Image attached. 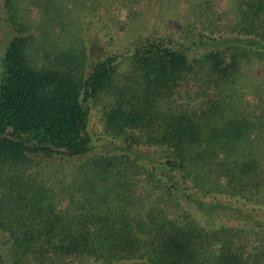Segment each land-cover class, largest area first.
I'll return each mask as SVG.
<instances>
[{"label": "trees", "instance_id": "trees-1", "mask_svg": "<svg viewBox=\"0 0 264 264\" xmlns=\"http://www.w3.org/2000/svg\"><path fill=\"white\" fill-rule=\"evenodd\" d=\"M176 1L0 0V264H264V0Z\"/></svg>", "mask_w": 264, "mask_h": 264}, {"label": "rangeland", "instance_id": "rangeland-1", "mask_svg": "<svg viewBox=\"0 0 264 264\" xmlns=\"http://www.w3.org/2000/svg\"><path fill=\"white\" fill-rule=\"evenodd\" d=\"M171 1L173 4L174 0H170V2ZM176 2H177V5L175 7H172V9L170 10V13H168L166 15V19H167V21H169L168 22L169 25L176 22L172 26H177L179 24L181 25V24L185 23L187 21L186 16H187V13L189 11V6L184 3V0L183 1L177 0ZM226 3H227V0L222 1L221 6H224ZM80 8L81 9L84 8L83 5H81ZM147 8H148V3H146V9ZM76 9L79 10L78 8H76ZM88 18H91V17H88ZM87 22H90V20H87ZM161 25H163V20H161ZM88 28L91 29L93 34H95L96 25L88 26ZM5 43H6V39H4L3 46ZM103 46L105 47L104 49L106 52H108V53L112 52V54H114L116 52L122 53L124 51L122 46L119 45L118 41H113L110 38H104ZM104 54L106 55L107 53H104ZM98 110L99 109L96 108L91 113V127H90L91 134H92L94 140L96 139V142H97L100 134L102 133V119H101V114L99 113Z\"/></svg>", "mask_w": 264, "mask_h": 264}]
</instances>
